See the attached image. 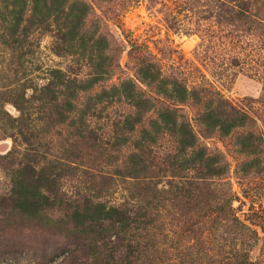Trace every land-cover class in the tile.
I'll use <instances>...</instances> for the list:
<instances>
[{
  "label": "rangeland",
  "instance_id": "rangeland-1",
  "mask_svg": "<svg viewBox=\"0 0 264 264\" xmlns=\"http://www.w3.org/2000/svg\"><path fill=\"white\" fill-rule=\"evenodd\" d=\"M235 5L0 0V264H264V0Z\"/></svg>",
  "mask_w": 264,
  "mask_h": 264
},
{
  "label": "trees",
  "instance_id": "trees-1",
  "mask_svg": "<svg viewBox=\"0 0 264 264\" xmlns=\"http://www.w3.org/2000/svg\"><path fill=\"white\" fill-rule=\"evenodd\" d=\"M231 2L236 3L235 8H237V10H233L231 13H233V15H235L236 19L238 20L239 16L244 13V11H243L244 9L242 8L243 0H231ZM218 3H220V2H218ZM221 5H223V3H221ZM199 92H200V95L198 94L199 96H198V100H196V103H197L196 105H199L203 100H205L207 98H211V97L216 98V96H218V94L216 92L210 91V90L205 89V88H201ZM219 104H220L221 108H220L217 115H219L221 118L224 119V121L226 123V128L228 130L231 128L243 129V126L245 124L244 121H246L248 117L246 115L244 116V114L242 112L237 111L228 102H220ZM201 123H202L201 125H203V123H205V122H201ZM207 123H209V122H207ZM188 130H189V133L191 132L194 134V132H195V129L191 124H189ZM196 133L199 136L202 135L201 132L200 133L196 132ZM191 185L192 184H188L187 187H191ZM37 197H39V198L41 197L44 201H47L46 198H44V196L42 195V193L40 191L38 192ZM99 210H101L103 213L102 214V216L104 218L103 222H105V221L111 222L110 227H112V226L115 227V225L119 226V227H125L127 225L126 217H124L123 214L119 213L116 209L110 208L107 210L106 207H104V205H103V207H99ZM83 211H85V210H83ZM86 211H89V209H87ZM78 215H79V213H75L74 216L72 217L71 228H73V230L74 229H77V230L81 229V228H79V224H78L79 223V220H78L79 216ZM100 219L102 221V218H100ZM99 225H101V224H99ZM85 232H86V230H85ZM105 241H106V243L103 244V246L102 245L100 246V249H101L100 256L103 254V250H104V254L109 251L108 245L112 243L110 241V237H105Z\"/></svg>",
  "mask_w": 264,
  "mask_h": 264
}]
</instances>
